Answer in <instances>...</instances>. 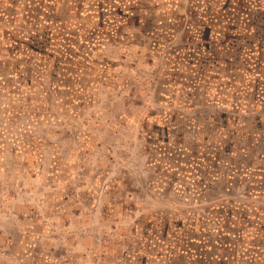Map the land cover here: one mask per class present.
I'll return each mask as SVG.
<instances>
[{
    "label": "rangeland",
    "instance_id": "374dc122",
    "mask_svg": "<svg viewBox=\"0 0 264 264\" xmlns=\"http://www.w3.org/2000/svg\"><path fill=\"white\" fill-rule=\"evenodd\" d=\"M41 2L0 0V264H264V0H141L79 77Z\"/></svg>",
    "mask_w": 264,
    "mask_h": 264
},
{
    "label": "crops",
    "instance_id": "0c3cea01",
    "mask_svg": "<svg viewBox=\"0 0 264 264\" xmlns=\"http://www.w3.org/2000/svg\"><path fill=\"white\" fill-rule=\"evenodd\" d=\"M62 1H68V6L72 8L71 12L73 13L72 15L68 13L66 15L67 19L59 18V8L63 5ZM47 3L48 4H46L45 6L44 3L41 2V4L38 5L37 10H30V12H37L38 15H40L42 14L41 11L44 8L46 12V27H44L42 31L44 33L43 36L49 40L48 42L53 49H55V47H59L60 49H62V53L58 55L57 59H59L60 61L66 60L70 63V69H66L64 71L66 73V76L70 75V77H72L73 74H75L77 75V77H79V68H76V66L74 65V61L77 60L78 52L82 51L86 45H90L91 38L89 37L93 36L92 40L95 41L97 37H99V39L104 38V35H106L107 30L109 28H112L109 27L111 26V21L113 25L117 24L119 26V24L122 25L132 20V18L130 17L136 15V9H138L139 5L141 4V0H138V2H135V0H48ZM41 5H44V7H41ZM84 10H86L85 13H88V15L93 12L95 14L101 15L102 20H104L105 17H108L109 20L100 22L95 27L90 28V31L88 29L84 30L82 28H78L80 24H75L76 19H74L73 16H77V18L81 17V15L84 13ZM81 41H83L85 45L81 46ZM15 44L17 43L13 42L14 46ZM51 51L52 53H57L54 50ZM79 57L82 60L84 59V57L82 56ZM62 87L64 86H58V88L60 89H62ZM181 182L186 181L182 180ZM181 187L184 186L182 185ZM161 242L164 246L167 245L166 240L162 239Z\"/></svg>",
    "mask_w": 264,
    "mask_h": 264
},
{
    "label": "trees",
    "instance_id": "16d2710c",
    "mask_svg": "<svg viewBox=\"0 0 264 264\" xmlns=\"http://www.w3.org/2000/svg\"><path fill=\"white\" fill-rule=\"evenodd\" d=\"M116 1V0H115Z\"/></svg>",
    "mask_w": 264,
    "mask_h": 264
}]
</instances>
